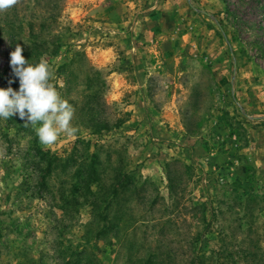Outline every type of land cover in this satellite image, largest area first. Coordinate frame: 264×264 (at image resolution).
<instances>
[{
    "label": "rangeland",
    "instance_id": "obj_1",
    "mask_svg": "<svg viewBox=\"0 0 264 264\" xmlns=\"http://www.w3.org/2000/svg\"><path fill=\"white\" fill-rule=\"evenodd\" d=\"M17 44L78 131L44 146L0 119V264H264V0H19L2 88Z\"/></svg>",
    "mask_w": 264,
    "mask_h": 264
},
{
    "label": "clouds",
    "instance_id": "obj_2",
    "mask_svg": "<svg viewBox=\"0 0 264 264\" xmlns=\"http://www.w3.org/2000/svg\"><path fill=\"white\" fill-rule=\"evenodd\" d=\"M19 0H0V12L15 7ZM13 75L19 89L0 87V119L19 116L25 126H31L44 146L54 145L62 136L73 137L78 129L73 126L74 107L62 97L54 81L55 72L45 58L29 63L23 48L17 44L10 53ZM13 83L9 80V85Z\"/></svg>",
    "mask_w": 264,
    "mask_h": 264
},
{
    "label": "trees",
    "instance_id": "obj_3",
    "mask_svg": "<svg viewBox=\"0 0 264 264\" xmlns=\"http://www.w3.org/2000/svg\"><path fill=\"white\" fill-rule=\"evenodd\" d=\"M33 28H34V25L33 24H30L29 25V30H30V33L32 34L33 32ZM37 43V42H35ZM32 51H36V56H33L32 54ZM40 52V49L39 47L34 44L29 50H26L23 52V55L24 57L29 60V63H32V64H36L39 62V53ZM59 52V45L58 47L55 48L53 54H57ZM41 54V53H40ZM35 62V63H34ZM64 68H66L65 66H63ZM9 80H12L13 83L12 84H15V85H19V80L18 78H16L14 75H13V72H12V68H11V75L9 77ZM9 82V81H8ZM19 89V88H18ZM17 89V90H18ZM106 127V126H104ZM43 156V155H42ZM98 164V158L96 155H92V159H91V165L89 167V170H88V175L93 178V179H97V165ZM46 170L43 171V176L45 177L46 175L50 174L51 173V161L50 160H47V166H46ZM175 174L171 171H169L168 173V181H169V191H170V195H171V198H175L176 195L178 194V190H177V181H176V176H174ZM122 178H125L127 177L126 175H122L121 176ZM117 190V187L114 186L113 188V193H115ZM254 200L256 199V197L253 198ZM96 205V204H95ZM213 214H214V217H217V216H220V215H223L224 212H223V208L220 207L217 211H213ZM226 251V250H225ZM223 254H224V250L219 249L217 250L216 252H213V254H211L210 256H199V255H196L192 260H191V264H210V260H214L213 263L215 264H225L222 260H223ZM253 255V254H252ZM264 261V260H263Z\"/></svg>",
    "mask_w": 264,
    "mask_h": 264
}]
</instances>
